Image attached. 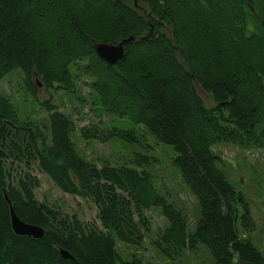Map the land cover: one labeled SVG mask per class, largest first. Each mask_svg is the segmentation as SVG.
Listing matches in <instances>:
<instances>
[{
    "label": "trees",
    "instance_id": "trees-1",
    "mask_svg": "<svg viewBox=\"0 0 264 264\" xmlns=\"http://www.w3.org/2000/svg\"><path fill=\"white\" fill-rule=\"evenodd\" d=\"M124 39L115 64L95 49L96 42ZM83 69L98 105L173 147L198 220L190 228L181 208L158 191L145 153L130 165L91 162L77 149L70 116L41 100L46 131L22 120L0 89V264H142L123 260L117 241L140 246L153 207L168 220L157 240L166 256L203 243L216 264H264L244 235L255 229L249 205L213 150L220 142L264 149V0H0V81L20 70L36 97L39 80L73 91ZM108 135L141 143L134 128ZM32 164L62 191L94 203L100 223L40 200ZM11 207L43 227V237L17 234Z\"/></svg>",
    "mask_w": 264,
    "mask_h": 264
},
{
    "label": "rangeland",
    "instance_id": "rangeland-1",
    "mask_svg": "<svg viewBox=\"0 0 264 264\" xmlns=\"http://www.w3.org/2000/svg\"><path fill=\"white\" fill-rule=\"evenodd\" d=\"M39 81L36 85V97L27 89L20 70L6 74L0 81L1 91L16 107L22 120L32 121L47 131L49 113L40 101L48 99L58 111L72 118V138L79 153L87 160L98 165L105 162L130 165L136 153H145L150 157V163L145 168L151 172L158 191L173 200L185 214L190 228L194 227L199 215L198 203L189 187L181 181L180 172L173 164L177 153L172 146L157 142L142 124L108 112L98 105L91 95L90 75L84 69L74 74L73 91L60 87L51 88ZM197 89L207 106L215 105L209 93ZM84 128H89L92 135H96L88 136L90 134L84 132ZM114 128L136 129L141 143L109 137L108 134ZM213 150L221 156L223 169L236 190L243 194L255 221L254 231L244 235H248L264 253V149H245L233 143L220 142L213 145ZM31 171L40 179V186L36 191L40 200L59 206L69 214L77 213L86 221L97 220L100 223L98 208L94 203L62 191L36 164H32ZM146 214L150 229L145 232V239L140 246L117 241L123 260L138 259L142 264H216L211 251L203 243L198 244L195 249H181L172 256L163 254L157 247V240L167 227L168 220L157 207L148 209Z\"/></svg>",
    "mask_w": 264,
    "mask_h": 264
},
{
    "label": "water",
    "instance_id": "water-1",
    "mask_svg": "<svg viewBox=\"0 0 264 264\" xmlns=\"http://www.w3.org/2000/svg\"><path fill=\"white\" fill-rule=\"evenodd\" d=\"M137 4V0H135ZM131 39V38H130ZM130 39H124L119 43H106V42H96L95 49L100 57L110 64H115L118 59L122 58L125 54V44ZM8 198V196H6ZM12 225L17 234L30 235L35 238H41L44 235V228L39 225H33L27 223L20 219L15 213L13 207H11ZM62 254L66 258L75 260L69 252L62 249Z\"/></svg>",
    "mask_w": 264,
    "mask_h": 264
},
{
    "label": "bare ground",
    "instance_id": "bare-ground-1",
    "mask_svg": "<svg viewBox=\"0 0 264 264\" xmlns=\"http://www.w3.org/2000/svg\"><path fill=\"white\" fill-rule=\"evenodd\" d=\"M45 234V233H44Z\"/></svg>",
    "mask_w": 264,
    "mask_h": 264
}]
</instances>
